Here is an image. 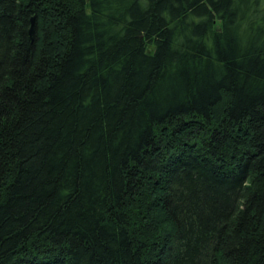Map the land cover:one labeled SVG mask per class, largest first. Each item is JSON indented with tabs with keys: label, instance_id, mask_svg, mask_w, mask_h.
<instances>
[{
	"label": "trees",
	"instance_id": "16d2710c",
	"mask_svg": "<svg viewBox=\"0 0 264 264\" xmlns=\"http://www.w3.org/2000/svg\"><path fill=\"white\" fill-rule=\"evenodd\" d=\"M0 264H264V0H0Z\"/></svg>",
	"mask_w": 264,
	"mask_h": 264
},
{
	"label": "water",
	"instance_id": "95a60500",
	"mask_svg": "<svg viewBox=\"0 0 264 264\" xmlns=\"http://www.w3.org/2000/svg\"><path fill=\"white\" fill-rule=\"evenodd\" d=\"M30 39L33 41L35 37V17L31 19V26L29 29Z\"/></svg>",
	"mask_w": 264,
	"mask_h": 264
}]
</instances>
